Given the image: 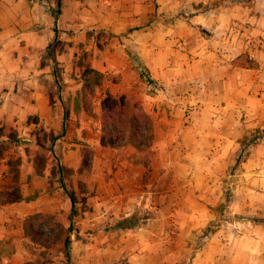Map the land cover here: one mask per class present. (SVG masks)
<instances>
[{
    "label": "crops",
    "instance_id": "obj_1",
    "mask_svg": "<svg viewBox=\"0 0 264 264\" xmlns=\"http://www.w3.org/2000/svg\"><path fill=\"white\" fill-rule=\"evenodd\" d=\"M213 1L61 0L55 23L54 0H0V264H67L66 239L71 264H264V165L238 152L264 127V27ZM87 66L135 96L148 148L102 144V107L75 108ZM41 214L55 246L33 239Z\"/></svg>",
    "mask_w": 264,
    "mask_h": 264
},
{
    "label": "trees",
    "instance_id": "obj_2",
    "mask_svg": "<svg viewBox=\"0 0 264 264\" xmlns=\"http://www.w3.org/2000/svg\"><path fill=\"white\" fill-rule=\"evenodd\" d=\"M221 0H215L210 3L211 8L218 7L222 4ZM208 7V6H207ZM61 0H54V5L50 7L51 16L54 22L58 20L59 14L61 13ZM131 61L139 71L140 77L144 80L148 87L153 92H158L159 86L156 81L151 77L148 69L143 66L131 53L127 52ZM59 84V80H56ZM103 83V74L89 66L85 67L82 72V89L75 97V108L83 107L88 114H93L91 102L88 101L87 96L93 95V90L100 87ZM101 142L104 145L111 147H120L126 143H132L137 149L145 150L151 144V121L148 115L141 109L139 103L134 101L132 104L125 95L116 96L109 91H101ZM258 134L261 132L264 134V129L258 128ZM150 151L148 150V153ZM240 162V155L237 156L235 165ZM63 189L69 196L71 202L74 204L73 195L64 187ZM228 199V196L226 197ZM75 213V208L71 209L72 215ZM41 216H50L42 215ZM264 222V220H263ZM61 235L59 233H53L50 230L39 229L33 232V239L47 247L54 246ZM67 239L65 241V255L67 264H71L70 252L67 245Z\"/></svg>",
    "mask_w": 264,
    "mask_h": 264
},
{
    "label": "rangeland",
    "instance_id": "obj_3",
    "mask_svg": "<svg viewBox=\"0 0 264 264\" xmlns=\"http://www.w3.org/2000/svg\"><path fill=\"white\" fill-rule=\"evenodd\" d=\"M220 2H224V0H221ZM236 2H238L239 6L248 10V14H249L248 19L249 20L247 23L249 26H252V28H254L256 25H262L264 27V0H252L250 2H247V1L244 2V1L236 0ZM187 9H188V11H190L191 7H188ZM155 16H156L155 18H157L158 15L155 14ZM249 35H253V34H251L249 31ZM252 44H254L253 41H252ZM105 85L106 84H104L103 86L101 85L100 87L95 88L93 90V95L87 96V99H88V101L91 102L92 107H95V103H97V102L101 106L102 93H100V92L104 91V90L108 91V87H105ZM82 86L83 85L81 84L80 89L78 91H76V93H75L76 95L79 91H81ZM61 94L65 98L66 94L64 93V91H62ZM115 94L119 95L118 93H115ZM76 95H75V97H76ZM125 96L129 99L131 104L134 101H137L135 99V96H131V95H129V96L125 95ZM258 128H261V127L255 126V127L249 128L248 133L239 140V149L240 150L238 152H239V154L242 155L243 159L246 158V153L251 154V164H250L251 166H255L257 164H263L264 165V134H263V132H261L259 135L258 131H256ZM262 129H264V127ZM233 169H234V167L232 166V168H230L231 173L233 172ZM231 180H232L231 177H225L223 180V194H222L223 198L229 196V187H230L229 184H230ZM221 205L222 204H219L217 206V210H219V211L222 210V208L220 209ZM73 216H74V214L72 215V219H73ZM40 217H41L40 221L46 220L47 223L43 226L42 222H41L39 229L49 228V230L52 231L53 233L61 232V228H60V226L62 227L61 224L59 226L57 224H53L51 222H48V219L50 218V216H48V217L40 216ZM243 217H246L247 219L248 218L252 219L254 221L256 219L255 217L251 218L249 216H243ZM223 220L224 219L219 218V220L217 222L212 223L209 226H205L201 230L197 231L195 234L196 244L194 246V249L197 250V249L202 248L203 244H205L208 241V239L211 235V232L222 228V225L225 224V222ZM120 223H121L123 228H125V226H129L130 228H133L139 224L138 222L137 223H129L128 221H124V222H120ZM260 223L263 224V226H264V222H260ZM70 227L75 228V225L71 224ZM110 227L111 226H109V227L106 226V229L109 230ZM229 230H230V227H227V229H226L227 233ZM108 255H110V253ZM184 264H190V261L187 260Z\"/></svg>",
    "mask_w": 264,
    "mask_h": 264
}]
</instances>
